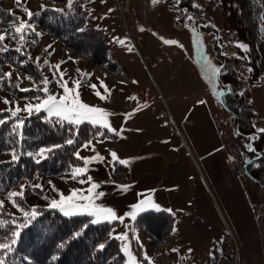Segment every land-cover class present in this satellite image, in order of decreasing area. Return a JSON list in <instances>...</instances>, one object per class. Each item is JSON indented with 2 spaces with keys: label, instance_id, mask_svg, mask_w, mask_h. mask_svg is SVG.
Here are the masks:
<instances>
[{
  "label": "rangeland",
  "instance_id": "rangeland-1",
  "mask_svg": "<svg viewBox=\"0 0 264 264\" xmlns=\"http://www.w3.org/2000/svg\"><path fill=\"white\" fill-rule=\"evenodd\" d=\"M184 1L188 3L186 16L191 15L192 21L177 9L184 8ZM257 1L264 16V0ZM194 4L201 7H193ZM24 7L34 14L31 19ZM45 9L56 12L58 21L63 20L67 28L58 27L60 31L54 35L49 34L47 25L44 29L36 24L34 16ZM0 10L15 18L14 24L4 22L5 28H0V35L7 34L0 41V48L7 49L4 52L16 65L22 62L20 69L0 66V73L12 74L11 84L5 81L0 85V114L10 117L6 109H15L17 103L22 109L25 104L39 103L34 97H43L42 92L20 89L43 88L44 77L53 81L52 66L64 61L59 71L65 73L64 80L70 88L73 81L82 78V73L90 74L78 89L80 97L83 102L112 113L108 119L118 133L108 131L116 137L92 140L88 148L82 145L76 151L79 157L98 153L110 159L114 171L124 164L112 162L113 151L119 159L128 160L127 164L135 156L140 160L157 156L169 176V192L165 195L168 200L155 197L146 210L165 212L170 217H158L154 223L145 217L140 220L141 226L135 228L132 217L107 221L110 227L99 247L107 239H116L123 256L120 264H129L125 245L137 264H264V187L245 173L244 166L250 164L251 157L248 141L239 139L237 146L229 115L205 76H211L209 65L225 63L224 72L228 68L234 70L235 91L242 98L244 86L249 92L255 133L264 128V86L262 78L248 86L246 50L237 46L245 44L228 30L218 0H181L179 5L176 0H160L156 4L152 0H73L71 7L68 0H22L21 6L16 0H0ZM74 12L81 13L84 19L72 16ZM17 18L31 22V29L23 30V40L15 32L19 26ZM93 29L101 32L102 47ZM161 37L179 43L166 45ZM129 47L133 50L129 51ZM102 53L108 56L109 63L103 60ZM17 77L21 79L18 81ZM215 81L220 93L217 77ZM93 84L96 89L89 87ZM104 86L111 90L110 95ZM48 88L51 93L63 92L55 81ZM96 91L108 98L101 100ZM5 97L12 103L5 104ZM40 113L51 118L46 112ZM126 113L134 114L126 117ZM35 114L38 113L21 111L18 118L23 121ZM11 119L17 123V118ZM33 137L39 143L36 133L28 141ZM258 143L260 152H264V134ZM51 147H36L25 155L37 162L48 155ZM41 149L46 151L41 154ZM11 162L12 151L0 152V163ZM259 165L254 162V169ZM73 175L74 169L51 176L37 172L30 179H21L0 194V217L21 219L16 224L19 230L26 223L20 208L51 209L66 218L85 216H65L59 209L49 207L53 199L60 198L59 193L67 196L71 189H80L73 183L79 178L75 180ZM22 185L23 197L10 199L9 193L20 192ZM125 233L126 239L118 238Z\"/></svg>",
  "mask_w": 264,
  "mask_h": 264
},
{
  "label": "trees",
  "instance_id": "trees-1",
  "mask_svg": "<svg viewBox=\"0 0 264 264\" xmlns=\"http://www.w3.org/2000/svg\"><path fill=\"white\" fill-rule=\"evenodd\" d=\"M218 2L225 15L228 30L235 34L239 42L247 46L246 66L251 69L248 86L256 84L259 78H262L261 83L264 86V16L260 3L257 0H218ZM184 3V9H187L188 3L186 1ZM54 13L56 12L47 9L41 10L38 16H34L33 21L44 29L47 25L50 29L49 34L55 35L60 31L58 27L66 24L63 20L58 21ZM75 14L81 18L80 20L84 19L81 13L74 12L72 16ZM14 19L13 16L0 10V28H5L4 22L9 25L14 24ZM85 19L88 24L90 19L88 17ZM93 31L97 39L101 41L100 47H102L104 42L101 32L94 29ZM56 37L60 38L58 34ZM104 56L105 54H103V60L107 62L109 58L107 55ZM9 57V53L0 51V66L8 65L20 69L22 62L16 65L14 61H10ZM220 65L226 64L219 63L218 66ZM216 77L223 90L219 93L221 97L218 100L229 115L234 141L238 146L239 139L245 138L248 145L251 144L255 149V152L250 151L249 161L252 162L244 166V171L251 179L264 187V152H260L258 143L263 139V134L255 133L253 130L254 114L248 99L247 87L244 86L242 89L244 91L242 98L234 89L235 78L232 68H228L225 72L222 70ZM0 119L7 121L0 124V152L14 150L18 155V159L11 163H0V194L15 186L21 179H30L34 173L51 176L81 167V160L75 154L82 145L92 140L114 138L105 129L97 126L88 123L69 124L58 121L57 118H46L43 113L24 118L22 126L15 128L16 120L9 119L5 113L0 114ZM33 133L40 136L39 143L33 140L35 137L28 141ZM70 139L74 141L72 144L67 143ZM47 146H52V149L40 161H33L32 157L25 155L36 147ZM254 162H260L261 165L254 169ZM38 212L40 214L35 220L19 228L17 237H13L12 233L17 230L16 224L22 222L21 219H15L13 223L14 219L10 217H0V221L4 222L0 225V243H8L12 247V251L8 252L5 258V264H120L123 261L116 239L105 240L102 244L103 248L98 246L104 239L110 224L92 223L88 216L62 217L51 209H39ZM161 216L170 217L165 212L148 211L138 214L132 224L134 228L141 226L140 220L144 221L146 218H150L149 223H154ZM13 239L16 240L15 244H12Z\"/></svg>",
  "mask_w": 264,
  "mask_h": 264
},
{
  "label": "snow or ice",
  "instance_id": "snow-or-ice-1",
  "mask_svg": "<svg viewBox=\"0 0 264 264\" xmlns=\"http://www.w3.org/2000/svg\"><path fill=\"white\" fill-rule=\"evenodd\" d=\"M160 2V0H152L153 4H156ZM177 5H179V3L181 2V0H176ZM73 3V0H68V6L71 7ZM16 4L17 6H21L22 5V0H16ZM42 9L45 8V6H41ZM193 7H201L198 4H194ZM24 11L27 13L29 19H31V17L34 15L27 7H24ZM62 11V10H59ZM111 11V9L109 10ZM185 13H187V9L183 10ZM177 19H180V17H177ZM186 19L188 21H192L193 17L191 15H187ZM18 22H19V26L15 28V32L17 34H19L20 39L23 40L24 39V34H23V30L28 28L31 29V24L27 23L23 20V18H17ZM187 26V25H186ZM208 25H205V27H207ZM212 27H215V25H212ZM141 31H144L143 28L140 29ZM193 32H195V28L192 29ZM40 35V34H37ZM199 35V34H197ZM7 34H3L0 35V41H3L4 39H6ZM13 38L15 39V36H13ZM161 40L164 44L166 45H176L179 42L176 40H172V39H165L163 37H161ZM121 44L124 43V40H120L119 41ZM180 47H183V45H179ZM238 47L244 48L245 50H247V46L246 45H242V44H238ZM49 48H51V45L48 46ZM7 50L6 48H0V51H5ZM19 50V49H17ZM129 51H132L133 49L131 47H129L128 49ZM45 51H48V49L46 48ZM51 54V53H49ZM71 59V58H70ZM37 62H39V58H37ZM45 64H48V61L45 60L44 61ZM65 63L64 61H61L59 63H57L56 65L52 66L54 71H53V81H55L58 85L59 88L63 89L62 93H51L49 91L48 85L50 83H52L53 81H50L47 77H44L42 80V84L44 85L43 88H25V89H20V91H24V92H28V91H40L42 92L44 95L43 97H34V99L38 100L39 103L32 105L30 103L25 104L24 108L22 109L19 104H16L15 109L9 107L8 109H6V111H8L10 113V117L11 118H17V123L14 125V128L17 126H22L23 121L20 120L18 118V113H20L21 111H27L29 114H31L33 111L40 113L41 111L46 112L48 117H55L57 118L58 121H65L68 122L69 124H75V125H79L82 122L88 121L90 123H92L94 126H99L102 127L104 129H107L109 132H113V133H117V130L112 128L109 122V116L112 115V113H109L106 109L98 107V106H94V105H89L85 102H83V100L80 97V92H79V87L81 86L82 80L84 78H87L90 76V74L88 73H82V78L73 81V87L70 88L68 86V81L64 80V72H60L59 68H60V64ZM223 69V65L220 66H215V65H209V72L211 73V76H205V79L208 80V82L212 85L213 88V92L214 94H219L218 93V85L215 81V77L218 76L221 71ZM78 72H82V70L77 69ZM249 71H251V69H249ZM57 73H59L57 75ZM11 73H0V85H3L5 83V81H7L9 84H11ZM21 78L17 77V80L19 81ZM28 79H31V77H28ZM137 81H134V83H136ZM101 84L103 85V82H101ZM18 87V84L16 85ZM89 87L96 89V85H89ZM105 87V91L108 93V95L111 94V90L107 89L106 86ZM220 92H222L223 90H219ZM230 91V89H229ZM101 100H106L108 98L107 95H101L99 91H96L95 93ZM243 94V93H241ZM129 99H135L134 97H129ZM3 102L5 104H11L12 102L8 101V99L5 97L3 99ZM200 103H204V101H200ZM132 114L134 113H126L125 116L126 117H130ZM7 121L4 119H0V124L6 123ZM253 127L255 128V125H253ZM121 132L123 131V129L120 130ZM257 131L261 134H264V128H259L257 129ZM118 134V133H117ZM100 135H103V133H100ZM250 139H255V137H250ZM74 141L73 140H68L67 143L68 144H72ZM91 144V142H89L88 144L84 145L85 147H88ZM59 147V146H57ZM249 151H253L255 152V149L252 147L251 144H249L247 146ZM46 151V149H41L40 153H44ZM47 151H51V149H48ZM29 155H32L31 153H29ZM78 158L79 154L77 153ZM110 156L112 157V162H119L121 164H126L128 163V160H121L118 158V155L116 152H111ZM18 159V155L16 154V152L13 150L12 152V160L15 161ZM84 160V166L83 167H77L74 169V175H73V179L77 178V175H84L87 173L88 171V164L90 160H100L103 161V157H101L98 153L96 154V156L94 157H89V158H80ZM249 163H251V161H248ZM92 181V177L91 176H87V179H80L79 182L81 184L84 183H88ZM51 183V182H49ZM25 186H21V191L20 192H12L9 193V198H13V197H23V188ZM33 188L36 187H41L40 185H32ZM100 185L98 183L95 182H91L90 183V187H88L86 190L85 189H71L69 194L67 196H65L63 193H59V199H53L51 201V203L49 204L50 208L53 209H59L65 216H72L74 214H86L88 216L91 217H96V219L92 220V223H98L100 222L101 218L104 221H114V220H123L122 216H118L116 211L111 208V207H104L102 205L99 204H95L94 200L98 199L99 197L103 196L104 193L100 192V193H95L94 191L95 189L99 188ZM130 186L128 185H119L118 188H120V190L122 191H127L129 189ZM53 189H55V186L53 185ZM58 191V190H56ZM45 199H47V197H45ZM14 206L20 208V205L16 203L15 200H12ZM146 203V201L142 200L140 201L139 204L137 205H133L132 207L135 208H139L141 204ZM3 207V201H0V209H2ZM21 212L23 213V216L26 220V223H31L32 220H35L36 217L40 214L36 207L33 206V208L30 211H25L23 208H20ZM125 215H129L132 217L133 220L136 219V215L137 213L135 211L129 212V213H125ZM3 221H0V225H3ZM13 223H15V219L13 220ZM26 224H22L19 226V228H23L25 227ZM19 235V230L15 231L12 233L13 237H17ZM118 238L120 239H126L127 238V234H122L121 236H119ZM16 240L13 239L12 240V244H15ZM101 248H103L104 246L101 245ZM12 251V247L11 244L8 243H0V264H5V258L8 254V252ZM124 251L126 253H128L130 260H129V264H137V260L135 257H132L131 253L128 251V246L125 245L124 246ZM173 251H176L175 249H173ZM189 251H191V249H189ZM145 259H148L145 256Z\"/></svg>",
  "mask_w": 264,
  "mask_h": 264
},
{
  "label": "crops",
  "instance_id": "crops-1",
  "mask_svg": "<svg viewBox=\"0 0 264 264\" xmlns=\"http://www.w3.org/2000/svg\"><path fill=\"white\" fill-rule=\"evenodd\" d=\"M82 123H88L93 125L88 121ZM105 130L108 132L107 129ZM112 135L114 136V138L116 137L114 134ZM94 156L96 155H92L89 153L87 156H82L80 158H89ZM76 157L78 158L77 154ZM103 158H104L103 161L90 160L88 164L87 173L84 175H77V178L75 179L77 180L79 178V180L80 179L86 180L87 176H91L92 177L91 182H95L100 185L99 188L95 189L93 195H95V193H100V192L104 193V195L99 197L98 199H95L94 200L95 204H99L104 207H111L116 211L118 216H122L124 218V217H131L129 215H125V213H129L132 211H135L137 215L151 211V210H146V207L149 206L151 203H153V201H155L154 200L155 197H161L163 201L168 200V198L165 195L169 192L168 184L170 183V179L168 174L165 172V168L163 167L162 162L158 159L157 156H153L141 160L137 159L135 156L134 160L131 161L130 164L126 163L124 165H121V167H119V170L115 168L114 171L111 170L110 159L108 157L107 158L103 157ZM80 160L84 166V160L83 159ZM77 182H73L74 184H76L75 187L76 188L79 187L80 189L82 188L85 190L88 187H90V183H91L88 182L81 184L79 181ZM119 185H128L130 187L127 191H122L120 190V188H118ZM142 200L146 201V203L141 204L139 208L134 209L132 207L133 205L139 204L140 201ZM157 212H161V211H157ZM81 215L88 216L86 214H81ZM88 217H90L92 220L96 219V217H91V216ZM118 221L120 220L119 219L114 220L113 222H118ZM106 222L107 221H104L101 218L100 222L96 224L106 223Z\"/></svg>",
  "mask_w": 264,
  "mask_h": 264
},
{
  "label": "flooded vegetation",
  "instance_id": "flooded-vegetation-1",
  "mask_svg": "<svg viewBox=\"0 0 264 264\" xmlns=\"http://www.w3.org/2000/svg\"><path fill=\"white\" fill-rule=\"evenodd\" d=\"M177 9H179V10L181 11V13H182V12H184V11H183V10H184V8H181V7H180V8H177ZM181 9H182V10H181ZM185 16H186V13L184 12V15H183V17H185Z\"/></svg>",
  "mask_w": 264,
  "mask_h": 264
},
{
  "label": "water",
  "instance_id": "water-1",
  "mask_svg": "<svg viewBox=\"0 0 264 264\" xmlns=\"http://www.w3.org/2000/svg\"><path fill=\"white\" fill-rule=\"evenodd\" d=\"M218 99H220V96L218 95Z\"/></svg>",
  "mask_w": 264,
  "mask_h": 264
}]
</instances>
